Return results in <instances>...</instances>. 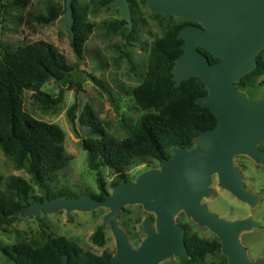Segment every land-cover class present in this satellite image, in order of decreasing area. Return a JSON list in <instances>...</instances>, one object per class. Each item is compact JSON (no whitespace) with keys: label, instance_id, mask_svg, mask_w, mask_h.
I'll return each mask as SVG.
<instances>
[{"label":"trees","instance_id":"obj_1","mask_svg":"<svg viewBox=\"0 0 264 264\" xmlns=\"http://www.w3.org/2000/svg\"><path fill=\"white\" fill-rule=\"evenodd\" d=\"M113 0H89L81 3L71 0L73 22L70 28L71 48L76 57L74 64H68L58 50L47 41L27 42L14 46L3 44L0 32V150L9 157L13 166L23 169L30 181L18 175L4 177L0 174V228L15 221L16 213L28 209L34 204L59 198H80L68 187L53 190L51 184L56 173L64 168L68 158L64 151V131L56 124L35 118L22 107L21 92L31 91L37 107L44 112H55L61 102V93L50 95L41 90L50 78L62 83H70L71 75L78 72L83 59V46L92 31L87 21L90 7H105ZM29 0H0L1 14L23 8ZM132 10L130 32L125 38L128 45L138 42L139 20L142 19L138 0H127ZM146 4V0H141ZM138 17H135L133 14ZM66 12L55 5H48L44 12L33 13L30 20L48 25L59 15ZM162 26L161 34L154 38L149 47L147 69L143 80L132 91L136 106L144 113L138 117L128 135L116 140L102 127L96 114L86 105L78 121L91 130L90 137L83 140V147L89 156L91 169L99 192L91 198L103 200L109 195L101 167H107L114 176L112 187L120 183H131L129 169L145 165L158 166L163 160H169L176 148L192 149L200 135L218 122V117L209 107L199 104V99L208 93L202 79L196 75L177 83L175 71L178 59L183 53L184 39L180 33L191 21L178 16H165L155 13ZM126 21H115L109 25L113 32L120 30ZM211 63L217 58L203 48ZM264 74V48L256 54V67L241 77L236 86L246 87L256 83ZM76 104L67 110L69 122L74 123ZM154 169V168H153ZM32 182L40 194L32 193ZM153 220V217H150ZM129 237L130 232L126 231ZM90 240L102 246L105 243L104 227L99 225L90 235ZM141 239L137 237L136 245ZM186 256L183 262L195 264L207 255L220 253L221 243L218 237L205 239L197 233H184ZM4 256L13 264H111L113 253L103 250L96 254L83 249L75 241L64 235H54L43 231L41 240H22L1 248ZM226 264L221 257L220 263Z\"/></svg>","mask_w":264,"mask_h":264},{"label":"rangeland","instance_id":"obj_2","mask_svg":"<svg viewBox=\"0 0 264 264\" xmlns=\"http://www.w3.org/2000/svg\"><path fill=\"white\" fill-rule=\"evenodd\" d=\"M79 1L87 3L89 0ZM138 3V12L141 13L142 19L139 20L138 42L131 45L125 42L130 32L132 18L129 4V15H125L119 7L112 4L105 7H90L87 21L92 24V31L83 46V59L78 72L71 75L70 83L66 84L50 78L41 87L42 91L53 96L61 93V102L55 112L41 111L34 103L31 91L23 90L20 94L22 107L26 112L37 119L58 125L65 133L63 146L68 162L56 173L51 184L53 190L65 186L80 198L91 197L92 194L99 192L95 172L90 167L88 153L83 147V140L90 137L91 130L78 121L86 105L94 111L107 134L116 140L125 138L129 128L144 113L136 106L132 91L144 78L150 43L161 34L162 26L154 15L158 12L150 9L147 0L146 4H142L141 0H138ZM48 5L66 9V12L48 25H40L30 20L31 14L44 12ZM67 14V0H29L23 8L4 10L1 14V41L3 44L14 46L40 40L47 41L58 50L68 64H74L76 57L70 44ZM133 15L138 17L136 9ZM115 21L127 23L122 25L120 30L113 32L109 29V25ZM263 48L264 45L258 51ZM2 56L3 52L0 53V58ZM235 87L246 100L264 99V74L253 85L246 87L235 85ZM74 103L76 119L71 124L66 113ZM262 145L264 139L256 145V148L259 149ZM231 162L239 173L244 190L251 195L252 201L243 200L222 186L218 171H215L211 174L207 185L208 195L202 196L200 203L219 218L228 221L248 219L250 224L239 232L238 243L245 248L249 260L264 259V161H256L246 153H235L231 157ZM160 167L161 163L153 168ZM153 168L139 165L129 169L131 183ZM101 173L111 194L113 188L111 182L114 176L104 166L101 167ZM0 174L4 177L18 175L30 181V176L23 169L17 170L10 158L1 150ZM30 183L33 186L32 193L40 194L39 188ZM109 213L110 209L103 205L89 210L69 209L58 200L44 201L19 211L12 224L0 228V264H13L2 253V247L22 240H41L43 231L64 235L83 249L96 254L109 250L113 256L116 254L114 227L120 228L125 234L126 231L130 232L129 237L126 235L129 244L136 242L137 237L141 239L136 245H130L132 249H137L148 236L159 234L154 211L146 210L142 203L124 204L113 220L108 219ZM173 219L177 225L184 228V233H197L209 240L217 237L210 228L198 224L187 215L183 207L175 212ZM99 225L104 227L105 233V243L102 246L90 240V235ZM222 256L226 258L228 264V257L222 250L220 253L207 255L204 260L195 264L220 263ZM158 264L186 263L178 254L173 253Z\"/></svg>","mask_w":264,"mask_h":264},{"label":"water","instance_id":"obj_3","mask_svg":"<svg viewBox=\"0 0 264 264\" xmlns=\"http://www.w3.org/2000/svg\"><path fill=\"white\" fill-rule=\"evenodd\" d=\"M147 3L154 12L200 24H189L180 33L184 39L183 53L178 59L175 80L180 83L194 75L200 77L208 93L199 99V104L209 107L218 122L200 135L192 149L176 148L159 169L141 174L135 182L114 186L103 200L84 196L51 202L58 200L69 209L80 210L103 205L110 209L108 219L112 220L126 203H142L146 210L154 211L159 234L145 238L137 249H132L126 234L114 227L116 254L111 264H158L173 253L184 258V228L173 219L181 207L194 221L217 235L228 264H264V259L249 260L245 248L238 243L239 232L250 224L248 219L228 221L200 203L201 197L208 195L207 185L215 171L222 186L237 197L252 201L232 166L231 157L246 153L256 161H264V151L256 148L264 139V99L246 100L235 83L255 69L257 51L264 45V0H147ZM70 4L71 0H67V25L71 28ZM110 4L129 15L127 0H113ZM200 47L218 60L211 63ZM62 263L67 264L66 259Z\"/></svg>","mask_w":264,"mask_h":264},{"label":"flooded vegetation","instance_id":"obj_4","mask_svg":"<svg viewBox=\"0 0 264 264\" xmlns=\"http://www.w3.org/2000/svg\"><path fill=\"white\" fill-rule=\"evenodd\" d=\"M192 25H198V26H200L198 23H192ZM259 150L264 151V145L260 146L259 147Z\"/></svg>","mask_w":264,"mask_h":264}]
</instances>
